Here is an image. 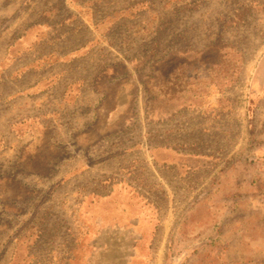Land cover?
Instances as JSON below:
<instances>
[{
  "label": "rangeland",
  "instance_id": "1",
  "mask_svg": "<svg viewBox=\"0 0 264 264\" xmlns=\"http://www.w3.org/2000/svg\"><path fill=\"white\" fill-rule=\"evenodd\" d=\"M97 1L80 67L110 66L106 97L33 121L26 153L0 144V264H180L222 204H252L231 195L264 161V0Z\"/></svg>",
  "mask_w": 264,
  "mask_h": 264
},
{
  "label": "crops",
  "instance_id": "2",
  "mask_svg": "<svg viewBox=\"0 0 264 264\" xmlns=\"http://www.w3.org/2000/svg\"><path fill=\"white\" fill-rule=\"evenodd\" d=\"M98 3L97 0H0L3 151L23 153L34 146L38 137L32 131V122L54 116L65 104L79 105L83 90L101 98L102 89L93 82L97 72L91 82L86 81L80 67L81 59L91 60L98 27L109 20L107 16L97 19ZM87 67L89 72L90 65ZM255 73L260 79L261 75L264 77V53ZM258 83L264 88V82ZM256 105L264 109V97ZM261 118L264 123V117ZM75 134L80 132H72V138ZM57 146L60 144L52 142L47 147L52 150ZM247 165L255 172L246 174L240 185L235 183L236 193L231 196L252 203L249 209L231 211L222 204L215 220L210 217L212 223L193 230L188 258L181 259L180 264H264V161ZM225 194L218 197L224 203L228 197ZM202 212L203 219L208 220V211ZM237 212L242 215H236ZM154 264H161V258L157 257Z\"/></svg>",
  "mask_w": 264,
  "mask_h": 264
},
{
  "label": "trees",
  "instance_id": "3",
  "mask_svg": "<svg viewBox=\"0 0 264 264\" xmlns=\"http://www.w3.org/2000/svg\"><path fill=\"white\" fill-rule=\"evenodd\" d=\"M102 26H107L106 24L105 25H102ZM102 26H99L98 27V31H97V33H98V36H102V35H104V33H103V31H99V28L100 27H102ZM111 26V25H110ZM104 30H105V28H104ZM110 66H105L104 68L102 67L101 68V70H99V72L96 74V76L93 78V82H94V84H99V82H98V79L106 72V70H107V68H109ZM97 84V85H98ZM101 92H102V90H101ZM102 94V98H101V101H102V99H105V97H106V95L104 94V93H101ZM27 151V150H26ZM26 153V152H25Z\"/></svg>",
  "mask_w": 264,
  "mask_h": 264
}]
</instances>
